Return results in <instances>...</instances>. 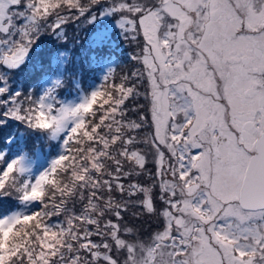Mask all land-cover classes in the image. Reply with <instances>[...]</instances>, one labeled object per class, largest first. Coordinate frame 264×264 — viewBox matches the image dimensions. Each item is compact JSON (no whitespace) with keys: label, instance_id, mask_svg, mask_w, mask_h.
Returning a JSON list of instances; mask_svg holds the SVG:
<instances>
[{"label":"snow or ice","instance_id":"snow-or-ice-1","mask_svg":"<svg viewBox=\"0 0 264 264\" xmlns=\"http://www.w3.org/2000/svg\"><path fill=\"white\" fill-rule=\"evenodd\" d=\"M0 264H264V0H0Z\"/></svg>","mask_w":264,"mask_h":264},{"label":"rangeland","instance_id":"rangeland-1","mask_svg":"<svg viewBox=\"0 0 264 264\" xmlns=\"http://www.w3.org/2000/svg\"><path fill=\"white\" fill-rule=\"evenodd\" d=\"M82 38H87L86 31L81 33ZM116 43L113 45V59L118 63L117 72H127L131 65L135 62H129L128 57L133 51H138L136 49L135 44H130L127 41H124L122 38L119 37V34L117 32L116 34ZM83 42V41H82ZM118 43V44H117ZM27 73H25L26 75ZM99 74L98 73H92L90 72L88 74L87 80L93 81L97 84L100 83L98 79ZM82 84L84 86L87 85V81H82ZM59 147L55 146L54 153L53 154H44L42 153V158L38 161V163L35 165V168H42L46 167L48 162L55 157V155L58 153Z\"/></svg>","mask_w":264,"mask_h":264},{"label":"trees","instance_id":"trees-1","mask_svg":"<svg viewBox=\"0 0 264 264\" xmlns=\"http://www.w3.org/2000/svg\"><path fill=\"white\" fill-rule=\"evenodd\" d=\"M118 44V43H117ZM41 149H42V153L44 154H53L54 153V149H55V146L51 147L49 150L46 146L44 145H41Z\"/></svg>","mask_w":264,"mask_h":264}]
</instances>
